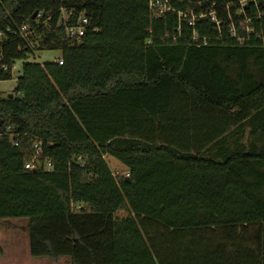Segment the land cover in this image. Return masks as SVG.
<instances>
[{
	"label": "trees",
	"instance_id": "16d2710c",
	"mask_svg": "<svg viewBox=\"0 0 264 264\" xmlns=\"http://www.w3.org/2000/svg\"><path fill=\"white\" fill-rule=\"evenodd\" d=\"M151 1H0V220L54 262L264 264V0ZM211 1L219 26L178 21Z\"/></svg>",
	"mask_w": 264,
	"mask_h": 264
},
{
	"label": "rangeland",
	"instance_id": "374dc122",
	"mask_svg": "<svg viewBox=\"0 0 264 264\" xmlns=\"http://www.w3.org/2000/svg\"><path fill=\"white\" fill-rule=\"evenodd\" d=\"M60 55L61 52L58 50H41L36 48L34 56H30L27 62H53ZM22 63V60H17L12 67L10 78L0 79V98H5L15 92L14 89L21 74ZM105 161L108 163L112 173L126 175V167L115 158L106 157ZM116 214L118 217H124L126 211L119 210ZM25 225L24 219L0 220V264H70L68 257H62L57 262L43 256L32 257L29 254Z\"/></svg>",
	"mask_w": 264,
	"mask_h": 264
},
{
	"label": "built area",
	"instance_id": "2783aa9c",
	"mask_svg": "<svg viewBox=\"0 0 264 264\" xmlns=\"http://www.w3.org/2000/svg\"><path fill=\"white\" fill-rule=\"evenodd\" d=\"M1 1V0H0ZM204 1H208V0H203ZM253 1L255 2V0H240V6L242 7L244 4L249 3ZM214 1H211L208 8L199 11L198 13H194L193 11H185V12H179L178 13V21H182L187 23L190 26H193L195 21L197 19L200 18H204V17H209V19L211 21H213L216 26H219L220 22L218 21L217 17H216V10H214ZM229 3L225 4V8L228 9ZM150 7H156L158 13L157 14H163L164 12H167V10L170 9V6L167 5V0H155V1H151L150 3ZM37 17L40 18L42 16V14L36 13ZM64 18V15L62 16ZM248 21V19L246 20V22ZM58 24H60V22H58ZM89 27V20L86 16H79L75 22L69 26L65 27V32H67V35L69 38H75L77 42H80L81 37L84 35V31ZM178 29V28H177ZM26 30V26L22 25L19 29L18 32H20V34H24V31ZM179 30V29H178ZM234 28L231 27V31L233 32ZM247 31H249L247 29ZM5 32H7L8 34H14L15 31L10 29L9 27H7L5 29ZM234 34V33H233ZM4 35V32L0 30V38H2ZM197 33L193 34V37H197ZM57 61L59 63H61V59H57ZM2 69H4V66L2 67ZM34 146V153L32 154V156L24 163L25 168L27 169H39L42 168L45 171H50L52 168V165H50V162H45L44 164H41L40 161L38 160L37 156L39 155V153H41V148L37 143L33 144Z\"/></svg>",
	"mask_w": 264,
	"mask_h": 264
},
{
	"label": "water",
	"instance_id": "95a60500",
	"mask_svg": "<svg viewBox=\"0 0 264 264\" xmlns=\"http://www.w3.org/2000/svg\"><path fill=\"white\" fill-rule=\"evenodd\" d=\"M9 97H11V94H9ZM125 179H127V176L125 177Z\"/></svg>",
	"mask_w": 264,
	"mask_h": 264
}]
</instances>
